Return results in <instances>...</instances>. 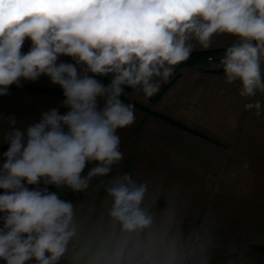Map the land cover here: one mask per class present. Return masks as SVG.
<instances>
[{"label":"clouds","instance_id":"clouds-1","mask_svg":"<svg viewBox=\"0 0 264 264\" xmlns=\"http://www.w3.org/2000/svg\"><path fill=\"white\" fill-rule=\"evenodd\" d=\"M219 35L236 38L220 58L225 83H238L239 96L249 100L264 93V0H0V96L47 76L64 97L26 127L15 115L6 117L0 261L58 264L76 236L74 211L47 186L80 192L94 177L109 175L124 158L117 130L136 119L134 105L121 99L125 87L151 98L197 45L208 50ZM60 107L68 110L61 114ZM253 109L260 116L264 105L244 104ZM89 162L95 166L82 175ZM147 190L129 173L114 179L106 190L109 216L126 235L89 264L151 260L154 253L132 239L153 223L142 207ZM176 258L172 248L163 264Z\"/></svg>","mask_w":264,"mask_h":264},{"label":"crops","instance_id":"crops-1","mask_svg":"<svg viewBox=\"0 0 264 264\" xmlns=\"http://www.w3.org/2000/svg\"><path fill=\"white\" fill-rule=\"evenodd\" d=\"M234 42H236V38L231 36H214L210 49L227 48ZM29 47L30 41H26L21 51L26 53ZM197 51L204 50L197 45L196 50L193 52ZM60 61L72 62L70 57H60ZM184 69L186 70L185 67ZM185 70L175 74L173 84L161 94L160 98L156 95L159 94L164 83H161L159 92L151 98L146 99L143 93L137 90H132L127 96L139 105H143L154 112L156 108H161V102L162 108L166 107L169 110L186 109L196 111L201 109L207 111L202 116L204 120L200 125L209 131L210 157L212 163H214L210 167V172L214 175L211 184V226L212 229L221 232L220 235L212 233L214 237L211 236V244L216 249L215 251H219V246H217L219 245V242H217L219 239L221 242L234 239L264 241V109H262L260 116L255 115V109L244 110V104L249 102L258 100L264 105V93L258 92L255 97L249 100L239 96L238 83L235 85L225 83L224 72L209 73L202 69L205 75L203 73H190L188 75ZM49 89L60 88L52 85L47 76H41L36 82H23L21 87L16 85L10 87L9 95L0 96V165L3 163L2 153L8 147L7 144L2 142L3 132L8 127L6 117L15 115L19 124L24 127L38 122L41 112L58 107L64 99L63 96L50 94L46 91ZM206 93L209 97H204ZM202 98L209 100H206L205 104L202 102L203 105H198V100L200 101ZM155 101L159 103L157 104L158 107H155ZM59 110L63 114L68 109L60 107ZM134 110L136 119L131 126L126 127L128 131L124 132L125 128L117 130V134L121 138L120 150L122 153L123 142H131L138 136V127L143 124L146 115H142L140 108L136 106H134ZM162 115L184 124L182 121L173 118L175 117L174 114L166 115L163 113ZM95 163L89 162L82 175H87L88 171L95 166ZM140 169L141 172L138 166H125L122 160L118 165L113 166L109 175L94 177L88 188L82 191V206L84 207L82 213L85 223L82 233H76V236L69 241L67 251L62 256L63 260L65 257L66 264H89L90 259L96 253L107 249V246L110 254L117 242L126 235L121 232L120 224L109 216L113 201L106 190L112 186L117 176L124 173H129L138 184L139 173H154L152 168L147 167L144 170L142 167ZM220 175H225L222 177L225 180H222L221 185L219 183ZM145 183H147V186L150 185L148 182ZM28 187L31 189L45 186L41 183L38 186L29 185ZM47 188L49 192L57 194L59 199L63 201L71 200L69 202L74 203L75 192L66 186L57 188L54 185H48ZM60 191H66V196L59 197ZM2 193L3 190H0V194ZM146 211L150 212V210ZM2 215L0 214V216ZM2 224L3 221L0 220V227H2ZM96 225H98V229H96ZM153 234L157 235L147 234L144 238L141 233L132 234L134 241H138L145 246L146 251L154 253L150 261L145 260V264H163L162 258L172 248L176 249V264H187L186 245L187 240L192 239L191 235L185 233ZM151 235L154 236L152 242L149 240ZM99 240L100 242H98ZM143 241H146V243H143ZM259 244L257 243V245ZM241 250L227 253V264H231V259L234 261L237 258L238 263L247 264V259L242 258V256L247 257L251 253L257 256V261L262 262L261 255H264V252L252 250L251 245H249L246 253L243 252L242 248ZM210 254L212 253L210 252ZM212 256H205L206 261L209 260L208 257ZM136 260L135 264H144L143 261ZM138 261L141 263H138ZM0 264H4V262L0 261ZM28 264H36V262L32 260ZM58 264H61V262H58ZM101 264H104V262L101 261Z\"/></svg>","mask_w":264,"mask_h":264},{"label":"rangeland","instance_id":"rangeland-1","mask_svg":"<svg viewBox=\"0 0 264 264\" xmlns=\"http://www.w3.org/2000/svg\"><path fill=\"white\" fill-rule=\"evenodd\" d=\"M219 67L220 61L210 60L201 65L183 66L179 71L185 70L188 75L190 73H203L205 75L203 70L217 69ZM174 76L175 74H173ZM156 96L161 97V90ZM204 97H209V95L206 93ZM202 99L198 100V105H203V103L207 102L206 100H209ZM157 104L159 103L155 101V107H158ZM140 106L146 110L136 107L140 108L142 115L148 114V116L145 115L143 124L138 127V133L136 132L138 136L135 138L134 135L133 138L135 139L131 142H123V165L138 166L140 172L142 167L144 170L147 167L154 170V173L151 174L139 173L138 175L139 183L148 182L150 184L142 207L145 210H150L149 213L153 217L152 225L140 232L144 235L143 237L145 238L147 234L157 235L153 233H185L191 235L192 239L187 240L186 245L187 264L206 262H208L206 264H227V253L236 250L242 251L241 248L246 253L249 245H251L252 250L264 252V250L253 248L254 246L263 247L264 241L234 239L230 241L222 240L223 242H221L219 239L217 240L219 242V245H217L219 246V251H215L216 249L211 244V236L214 237L212 233L220 235L221 232L212 229L211 226V184L214 175L210 172V167L214 163H212L213 161L210 157L211 142L209 131L200 125L204 120L202 116L207 111L201 109L196 111H188L186 109H180L179 111L169 110L166 107L162 108V102L161 108H156L155 112L143 105ZM157 112L166 115L174 114L175 117L173 118L182 121L186 128L168 124L163 119L153 115V113ZM127 131L128 129L125 128L124 132ZM132 132L134 133L133 129ZM224 176L220 175V185L223 183L222 180H225L222 179ZM148 178L150 179L149 181L147 180ZM62 195L65 197L66 191H60L59 197H62ZM74 197L73 224L76 227V233H82L85 223L82 213L84 208L82 206V191L75 192ZM146 207L148 208L146 209ZM96 229H98V225H96ZM152 235V239H149L150 242H152L154 237ZM143 243H146V241H143ZM257 243L260 244L257 245ZM211 255L213 256L208 257L209 260L206 261L205 256ZM62 258L59 262L66 264L65 257L64 260ZM242 258L247 259V264H264V255H261L262 262L260 260L257 261V256L254 253L247 257L242 256ZM137 259L145 264L143 257L138 256ZM139 261L138 263H141ZM230 262L231 264H241L238 263V258L234 261L231 259Z\"/></svg>","mask_w":264,"mask_h":264},{"label":"trees","instance_id":"trees-1","mask_svg":"<svg viewBox=\"0 0 264 264\" xmlns=\"http://www.w3.org/2000/svg\"><path fill=\"white\" fill-rule=\"evenodd\" d=\"M226 48H219V49H210V50H204V51H197V52H192L190 58L183 62L180 65H177L175 67V71L174 74H176L179 69L183 66H192V65H201L204 63L209 62L210 60H216V61H220V58L224 55ZM206 72L209 73H221L223 72L222 67L220 66L217 69H206ZM178 76V75H177ZM103 82L105 84L110 82V77H104L102 78ZM175 80V77H171L170 80L167 83H164L162 89H161V94L164 93L168 88H170V86L173 84V81ZM15 85H12L10 87H14ZM39 90H42L40 88H38ZM133 89L131 88H127L125 87L124 90V95L121 97V99L126 102V103H130L134 106H138L141 107L142 109H145L144 107L140 106L138 103H136L135 101L131 100L127 94L129 92H131ZM47 92H49L50 94H54V95H60L63 96L62 94V90L61 89H49L46 90ZM146 110V109H145ZM153 115L157 116L160 119H163L165 122L177 126V127H181V128H186L184 124H182L181 122L174 120L172 118L166 117L164 115L158 114V113H153ZM253 248L257 249V250H264V246L263 247H259V246H254Z\"/></svg>","mask_w":264,"mask_h":264}]
</instances>
